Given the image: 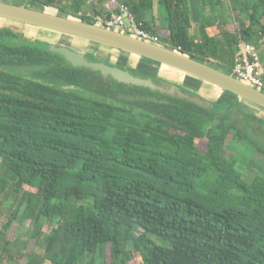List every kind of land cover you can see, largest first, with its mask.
Masks as SVG:
<instances>
[{
    "label": "trees",
    "instance_id": "1",
    "mask_svg": "<svg viewBox=\"0 0 264 264\" xmlns=\"http://www.w3.org/2000/svg\"><path fill=\"white\" fill-rule=\"evenodd\" d=\"M32 1L77 16L103 14L110 0ZM116 1L147 30L144 13L157 4L162 44L228 72L241 41L259 51L264 37V0H201L196 24L188 0ZM228 4L245 15L233 29ZM49 45L0 27V210L11 199L0 219V264H85L90 253L106 264V250L109 264H128L129 253L141 264H264V163L242 178L244 152L225 150L230 136L264 154V117L238 107L230 91L204 107L73 66ZM84 55L165 88L175 84L142 56L132 67ZM16 220L30 226L14 242Z\"/></svg>",
    "mask_w": 264,
    "mask_h": 264
},
{
    "label": "water",
    "instance_id": "2",
    "mask_svg": "<svg viewBox=\"0 0 264 264\" xmlns=\"http://www.w3.org/2000/svg\"><path fill=\"white\" fill-rule=\"evenodd\" d=\"M47 8L55 10L54 7L43 6L42 9H35L0 0V18L41 27L58 35V37L71 36L97 42L105 46L127 51L138 57L142 56L154 60L159 62L160 65H166L190 77L200 78V80L206 81L211 85L234 93L239 99L251 101L250 103L253 102L252 104L255 103V105L264 108V91L251 86L223 67H215L162 43L145 41L132 35L106 28L100 23L81 19L79 16L59 15L56 13V10L48 12L45 10ZM49 43L50 50L62 54L73 66H84L98 70L103 75H110L119 82L148 86L152 89H158L171 94L176 93L178 96L189 98L191 101L204 107H208L211 104V100L209 99L201 98L198 95L189 96L175 84H171L170 87L165 88L154 83L150 77L145 78L134 75L127 69L109 64L104 60H88L84 55L85 52L69 45Z\"/></svg>",
    "mask_w": 264,
    "mask_h": 264
},
{
    "label": "rangeland",
    "instance_id": "3",
    "mask_svg": "<svg viewBox=\"0 0 264 264\" xmlns=\"http://www.w3.org/2000/svg\"><path fill=\"white\" fill-rule=\"evenodd\" d=\"M3 1H8V2H12L15 4H20V5H25L27 7H31V8H35V9H42L43 5L36 3L32 0H3ZM90 1V6L91 5V1L93 0H89ZM207 2V1H205ZM200 3L201 0H188V6L190 9V13H191V19H192V24H196L199 22L200 19ZM208 3V2H207ZM232 4V2H230V5ZM111 5V3H110ZM210 5V4H209ZM210 6H207V8L209 9ZM55 8V7H54ZM48 12H54L56 10L54 9H50L47 8L45 9ZM225 13H227L228 15V11L231 12L232 17H233V21L231 23H229V27H231L232 29L237 26V22L245 19V15L240 13L237 14L238 10L234 11L231 8H229V4L227 6L224 7ZM160 9H158L157 4H154V8L152 12H147L144 13V16L146 17L147 23H149L152 27L153 30H149L151 31V34H154L155 36L158 37V42L162 43L161 41L163 40V38L166 35V21L164 20V18L162 17V15L160 14ZM59 15H63L60 13V11L56 12ZM237 14V15H236ZM68 15H72L74 16V14H68ZM152 16H154V18H152ZM94 23H96L94 21ZM0 27H7L12 29L14 32H18V33H22L25 37H29V38H39V39H44V40H48L51 43L54 44H58V45H69L71 47H74L77 50L83 51V52H92L94 53L97 57L99 58H103L106 60H110L113 63H119V62H124L122 64L126 65V66H135L138 62V56L134 55V56H128L125 55L120 56V54L116 51V49L112 48L113 50H107L105 48V45L99 44L97 42H91L88 40H84V39H79V38H75V37H71V36H62V37H58V35H55L54 33H52L51 31H48L44 28H40V27H36V26H31V25H27V24H22V23H17V21H10L7 19H0ZM236 28V27H235ZM57 34V33H56ZM99 45H101L100 47H98ZM103 47V48H101ZM106 49V51L104 50ZM112 52L110 54L109 57H105V52ZM259 55L260 58L262 60L263 66H264V37L261 41V45L259 46ZM118 54V57H117ZM126 54V53H125ZM216 66V65H215ZM152 68V67H149ZM157 71V74H159L161 77L165 78L166 80H169L171 82H174L175 84H179L182 86H185L186 88H189L191 90H195L197 95L200 96L201 98H206L209 100H214L216 99L219 95H221L224 91L222 88L217 87V86H212L210 83H207L205 81H202L200 79L194 78V77H190L189 75L181 72V71H175L174 69H172L171 67H167V66H158V69L155 68ZM145 70V69H143ZM151 71V69L149 70ZM155 71L154 68H152V72ZM175 72V73H172ZM155 83V81H154ZM157 84V83H156ZM160 85V84H158ZM162 86V85H161ZM207 91L209 92H213L214 94L210 95L207 93ZM224 94V93H223ZM232 97H234L233 95H231ZM236 100L238 101V104L240 108H242L243 110H245L246 112H250V113H255L256 115L260 116V117H264V108L250 103L249 101H246L244 99H239L238 97H236ZM230 136H228V140ZM205 138H202L200 140L197 141V144L200 148H204L205 147ZM229 141H227L226 143V153H235V154H240L242 152L243 155H247V157L244 155V157L246 158L245 162H240V168H241V173H242V178H249L253 173H255L257 171V169H259L263 163H264V154L260 151H252L251 149H248L246 147H244V149L242 148L243 146L240 145L239 143H228ZM248 158V159H247ZM11 203V199H8L7 201L4 202V206H2L1 210H0V219L5 218L6 217V212L8 209V206ZM4 212V213H3ZM3 213V215H2ZM57 222H53L52 226L56 227ZM29 220L26 221H19L16 220L12 226V229L9 231L8 233V237L11 241L16 242L17 240H22L24 239V237L26 236L28 229H29ZM49 226L45 225L44 226V230H48ZM33 241L31 240L29 243V246H27V248H31L33 246ZM20 245V242H19ZM9 247L11 248V250L13 251L15 249V246L11 243L9 244ZM91 253L87 256V261L85 262V264H94L93 261L91 260L90 257ZM106 264H109L108 261V250H106ZM23 261L22 258L19 260V262ZM13 260H10V263H13ZM2 264H8L6 261H4ZM19 264V263H18ZM128 264H141V260L140 257H138L136 254H132L130 255L129 253V260H128Z\"/></svg>",
    "mask_w": 264,
    "mask_h": 264
},
{
    "label": "built area",
    "instance_id": "4",
    "mask_svg": "<svg viewBox=\"0 0 264 264\" xmlns=\"http://www.w3.org/2000/svg\"><path fill=\"white\" fill-rule=\"evenodd\" d=\"M104 10L105 13L103 14L94 13L91 9L85 11V13L78 11L77 16L86 14V16L95 19V22L106 28L126 33L145 41L158 42L157 36L151 34V31L137 23L134 14L125 3L110 0L104 4ZM231 73L253 87L258 89L263 87L264 66L258 51L252 43L241 41L238 44Z\"/></svg>",
    "mask_w": 264,
    "mask_h": 264
},
{
    "label": "bare ground",
    "instance_id": "5",
    "mask_svg": "<svg viewBox=\"0 0 264 264\" xmlns=\"http://www.w3.org/2000/svg\"><path fill=\"white\" fill-rule=\"evenodd\" d=\"M0 19H2V18H0ZM17 23H20V22H17ZM23 24V23H22ZM37 27V26H36ZM41 28V27H40ZM119 32V31H118ZM126 34V33H125ZM129 35V34H128ZM100 44V43H99ZM101 45H99L98 47H100ZM101 48H103V47H101ZM105 48L107 49V50H113L112 49V47H108V46H105ZM115 49V48H114ZM116 51L118 52V53H123V50H120V49H116ZM123 55V54H122ZM162 66H166V65H162ZM168 67V66H167ZM173 69V68H172ZM197 79H200V78H197ZM206 82V81H205ZM208 83V82H207ZM212 86H214V85H212Z\"/></svg>",
    "mask_w": 264,
    "mask_h": 264
},
{
    "label": "crops",
    "instance_id": "6",
    "mask_svg": "<svg viewBox=\"0 0 264 264\" xmlns=\"http://www.w3.org/2000/svg\"><path fill=\"white\" fill-rule=\"evenodd\" d=\"M91 3H92V1H91ZM92 4H93V3H92ZM104 4H105V3H104ZM104 4H103V5H104ZM101 5H102V4L97 5V8H102L103 5H102V6H101ZM90 8H92V7H90ZM93 8H94V7H93ZM137 59H138V58H137ZM175 71H176V70H175ZM172 73H175V72H172ZM207 93L210 94V95L214 94L213 92H209V91H207Z\"/></svg>",
    "mask_w": 264,
    "mask_h": 264
},
{
    "label": "flooded vegetation",
    "instance_id": "7",
    "mask_svg": "<svg viewBox=\"0 0 264 264\" xmlns=\"http://www.w3.org/2000/svg\"><path fill=\"white\" fill-rule=\"evenodd\" d=\"M262 137H263V135L260 136V138H262ZM227 141H229V140L227 139ZM227 141H226V142H227ZM251 150H252V149H251ZM254 150H256V151H260L259 149H254ZM254 150H252V151H254ZM260 152H261V151H260Z\"/></svg>",
    "mask_w": 264,
    "mask_h": 264
},
{
    "label": "clouds",
    "instance_id": "8",
    "mask_svg": "<svg viewBox=\"0 0 264 264\" xmlns=\"http://www.w3.org/2000/svg\"><path fill=\"white\" fill-rule=\"evenodd\" d=\"M106 3H107V2H106ZM106 3H105V4H106ZM103 7H104V5H103ZM159 43H160V42H159Z\"/></svg>",
    "mask_w": 264,
    "mask_h": 264
}]
</instances>
